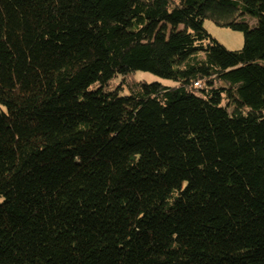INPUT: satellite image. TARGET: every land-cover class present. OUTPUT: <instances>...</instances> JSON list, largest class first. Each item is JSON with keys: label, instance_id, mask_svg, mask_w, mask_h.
I'll return each instance as SVG.
<instances>
[{"label": "trees", "instance_id": "16d2710c", "mask_svg": "<svg viewBox=\"0 0 264 264\" xmlns=\"http://www.w3.org/2000/svg\"><path fill=\"white\" fill-rule=\"evenodd\" d=\"M0 264H264V0H0Z\"/></svg>", "mask_w": 264, "mask_h": 264}, {"label": "rangeland", "instance_id": "374dc122", "mask_svg": "<svg viewBox=\"0 0 264 264\" xmlns=\"http://www.w3.org/2000/svg\"><path fill=\"white\" fill-rule=\"evenodd\" d=\"M251 23H255V19H253ZM204 26L214 38L220 41L228 49L240 50L244 46L245 37L242 31L234 30L229 27L218 26L212 20L209 19L205 20ZM131 80L145 82H161L169 86H174L179 83L177 80L163 78L149 71H137L132 76L119 75L118 77L114 78L110 84V89L119 88L120 94H129L130 89L127 83ZM123 81L124 84L121 85Z\"/></svg>", "mask_w": 264, "mask_h": 264}]
</instances>
